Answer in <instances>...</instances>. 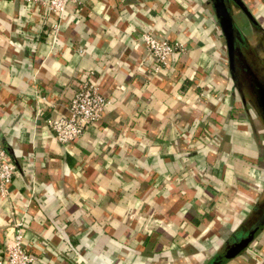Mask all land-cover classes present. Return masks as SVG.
<instances>
[{
	"label": "crops",
	"instance_id": "obj_1",
	"mask_svg": "<svg viewBox=\"0 0 264 264\" xmlns=\"http://www.w3.org/2000/svg\"><path fill=\"white\" fill-rule=\"evenodd\" d=\"M242 1L264 30V0ZM233 15L246 34L244 11ZM61 18L0 0V141L18 166L0 198V257L24 218L35 264H264V229L217 258L264 201V137L234 102L211 3L78 0ZM145 30L186 51L154 72L133 48ZM91 78L111 103L62 144L46 117L68 116Z\"/></svg>",
	"mask_w": 264,
	"mask_h": 264
},
{
	"label": "built area",
	"instance_id": "obj_2",
	"mask_svg": "<svg viewBox=\"0 0 264 264\" xmlns=\"http://www.w3.org/2000/svg\"><path fill=\"white\" fill-rule=\"evenodd\" d=\"M40 2L46 10L63 17L70 3L78 0H27ZM59 26L56 27V32ZM142 47L153 60L154 72L160 71L168 64L169 58L174 53H184L186 46L179 41H169L167 38L155 35L150 31H142L133 40V48ZM224 62L227 65L226 47L224 50ZM199 95L195 96V99ZM196 100H200L198 97ZM189 101V100H188ZM111 103L110 99L100 92L97 81L86 79L78 88L69 104V115L61 117L47 116L46 123L52 129L56 139L62 144H68L81 137L87 128L98 125L103 120L106 107ZM18 166L12 160L8 151L0 141V198L9 199L10 185L17 174ZM17 210L11 209V215ZM13 235L10 243L5 245L4 255L0 257V264H35V258L28 251L25 240L26 219H14L12 223Z\"/></svg>",
	"mask_w": 264,
	"mask_h": 264
},
{
	"label": "flooded vegetation",
	"instance_id": "obj_3",
	"mask_svg": "<svg viewBox=\"0 0 264 264\" xmlns=\"http://www.w3.org/2000/svg\"><path fill=\"white\" fill-rule=\"evenodd\" d=\"M225 1L228 9L233 12V5L235 3H233L232 0ZM234 29V48L231 57V66L226 49L229 77L233 80V85L236 88V92L240 95L241 103L246 112L251 109L254 112H260L252 89L255 79L264 82V31L257 29L255 25L251 23L249 24V31L254 34L255 40H257L255 46H252L246 34L241 33L237 27ZM263 202L261 206H264ZM260 217L261 216L250 223V225H243L236 233L232 234L228 241L225 242L217 258L220 259L223 257L228 249H232L233 245L239 243L241 238L245 237L247 233L255 227Z\"/></svg>",
	"mask_w": 264,
	"mask_h": 264
},
{
	"label": "water",
	"instance_id": "obj_4",
	"mask_svg": "<svg viewBox=\"0 0 264 264\" xmlns=\"http://www.w3.org/2000/svg\"><path fill=\"white\" fill-rule=\"evenodd\" d=\"M208 1L211 3L214 9V13H215L219 28L221 30L222 37L225 42V47L229 55V61H230V66H231V57H232V52L234 48V30H235L234 28L237 27V29L240 30L241 33H243V30L240 27V25H238L236 20H234L235 18H234L233 12L228 9V6L225 0H208ZM232 1L233 3H235L234 4L235 6H238L244 11V13L247 16L248 21L251 24L255 25L257 29L264 31L258 24H256L254 19L252 20V16L250 12L246 11L242 0H232ZM252 91L255 96L256 103L260 109V113L262 115L263 123H264V82H261L255 79ZM263 205H264V202H263ZM260 206L261 204L260 205L257 204L254 208L257 218L261 216L257 224L255 225V227L252 230H250L245 237L241 238L239 243H236L235 245H233L232 249H228L226 253L223 255L224 258L233 257L238 252H241L249 244V242L259 232H261L264 229V206H261V207ZM215 261L217 262L216 259Z\"/></svg>",
	"mask_w": 264,
	"mask_h": 264
},
{
	"label": "rangeland",
	"instance_id": "obj_5",
	"mask_svg": "<svg viewBox=\"0 0 264 264\" xmlns=\"http://www.w3.org/2000/svg\"><path fill=\"white\" fill-rule=\"evenodd\" d=\"M235 20V19H234ZM236 22H238V20H236ZM239 24H240V22H239ZM238 24V25H239ZM240 26H242V25H240ZM244 26L246 27L245 29H244V31H245V33H246V36L248 37V41H249V43L252 45V46H255V44H256V42H257V40H255V38H254V34H252L250 31H249V26L247 27L246 26V24H244ZM225 62H224V67H225ZM230 85V87L232 86V91H233V95H234V97H235V103H236V105L237 106H239V109H240V111L242 110V107H241V98H240V95L236 92V88H235V86L233 85V80L231 79V82L229 83ZM232 84V85H231ZM235 88V89H234ZM233 97V98H234ZM253 109H255V108H253ZM255 110H257V109H255ZM258 112V113H257ZM253 111L252 109L251 110H249V111H247V115H248V118H249V120H250V122H251V124H252V127H253V130L255 131V133H256V135L258 134V135H262V137H264V123H263V118H262V115H261V113L259 112V111ZM240 113H242V114H244V112H240ZM263 195H264V193H263Z\"/></svg>",
	"mask_w": 264,
	"mask_h": 264
},
{
	"label": "trees",
	"instance_id": "obj_6",
	"mask_svg": "<svg viewBox=\"0 0 264 264\" xmlns=\"http://www.w3.org/2000/svg\"><path fill=\"white\" fill-rule=\"evenodd\" d=\"M241 107H242V112H245L244 110V107H243V104L241 103ZM246 113V112H245ZM244 113V114H245ZM248 116V115H247ZM247 118V117H246ZM243 118L242 117H238V121H241ZM248 119V118H247ZM249 120V119H248ZM250 121V120H249ZM208 146L207 145H204L202 144L201 147L198 148V150L194 153V155L192 157H195L194 159V162L197 163V164H200L201 162H204L206 156H207V153H208ZM202 164V163H201ZM205 166V165H204ZM202 166V167H204Z\"/></svg>",
	"mask_w": 264,
	"mask_h": 264
}]
</instances>
